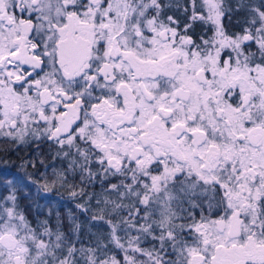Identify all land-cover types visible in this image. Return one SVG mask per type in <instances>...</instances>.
<instances>
[{"label": "snow or ice", "instance_id": "obj_1", "mask_svg": "<svg viewBox=\"0 0 264 264\" xmlns=\"http://www.w3.org/2000/svg\"><path fill=\"white\" fill-rule=\"evenodd\" d=\"M0 144V264H264V0H0Z\"/></svg>", "mask_w": 264, "mask_h": 264}, {"label": "trees", "instance_id": "obj_2", "mask_svg": "<svg viewBox=\"0 0 264 264\" xmlns=\"http://www.w3.org/2000/svg\"><path fill=\"white\" fill-rule=\"evenodd\" d=\"M230 2H234V0H230ZM238 17L234 16L232 19L231 24H229L228 20L225 19V24L229 27V30H239L235 21ZM200 30V29H198ZM8 147L7 145L0 144V159H6L8 161L7 165H4L0 163V196H6L8 195L9 189L6 188L3 184V181L5 179L13 180L15 183L16 177H25L27 173H35L36 169H33L31 166H27L26 162L33 160L35 157L31 151V149H24L20 148L16 151H10L7 154L2 150L4 148ZM44 156L42 157L44 159V162L46 165H49V168L47 169V174L50 177L51 176V156L47 155L48 148L45 145L43 148ZM59 167V164L56 165ZM37 168L40 172H45L46 169L39 165L37 163ZM38 175V174H37ZM70 182H73L70 180ZM78 183V181H75ZM57 188H59V185H57ZM29 195L26 197L25 190L20 189L17 192V195L19 197V202L21 208L25 211V213L28 215V218L33 222V224L36 223V217H40L41 219H44L48 217L49 211H51L52 215L50 217L51 222L55 223V213L59 212L60 216L64 220V230L67 231L70 227V222L68 220V212L69 210L75 214V220L76 223H79L81 225V235L83 238L87 239L90 237V233H95L100 230L106 231V225H104L100 221H91L90 217L92 215L91 212L85 213L82 212L80 209L76 208V204L80 202L79 199H71L67 195V189L66 188H60L59 191L62 193V195H55V194H49V195H41L39 198H36L34 196L36 192V186L31 185L29 183ZM88 191H94L96 193H99L101 191L99 184L90 187L87 189ZM39 203L41 207L39 209L36 208V203ZM94 204V201H93Z\"/></svg>", "mask_w": 264, "mask_h": 264}, {"label": "flooded vegetation", "instance_id": "obj_3", "mask_svg": "<svg viewBox=\"0 0 264 264\" xmlns=\"http://www.w3.org/2000/svg\"><path fill=\"white\" fill-rule=\"evenodd\" d=\"M198 29H200V30H198ZM200 31H201L200 26H199V25H196V26H195V32H196V33H199Z\"/></svg>", "mask_w": 264, "mask_h": 264}]
</instances>
